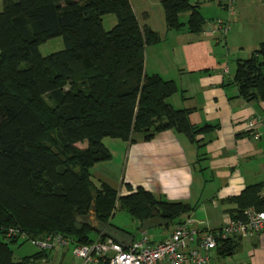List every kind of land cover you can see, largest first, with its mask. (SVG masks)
<instances>
[{
    "label": "trees",
    "instance_id": "obj_1",
    "mask_svg": "<svg viewBox=\"0 0 264 264\" xmlns=\"http://www.w3.org/2000/svg\"><path fill=\"white\" fill-rule=\"evenodd\" d=\"M159 3L166 30H202L196 4ZM108 13L115 23L105 30L101 16ZM55 36L63 48L40 55L38 45ZM159 41L128 0H1L0 264L47 256L36 250L13 260L11 244L26 240L7 235L9 229L31 238L59 233L87 244L106 237L86 222L91 209L99 224L118 230L109 222L115 205L157 226L188 217L193 205L166 201L139 186L119 196L90 174L92 165L110 158L104 138L134 143L172 130L198 144L196 136L211 128L190 123V108L168 103L177 91L173 80L144 71V49ZM232 83L244 101L264 102V40L235 59ZM261 186L248 185L228 198L235 203L228 215L242 219L247 207L263 210ZM235 239L240 238L226 239L215 250L229 254Z\"/></svg>",
    "mask_w": 264,
    "mask_h": 264
},
{
    "label": "crops",
    "instance_id": "obj_2",
    "mask_svg": "<svg viewBox=\"0 0 264 264\" xmlns=\"http://www.w3.org/2000/svg\"><path fill=\"white\" fill-rule=\"evenodd\" d=\"M189 2L197 5L204 19L199 33H191L185 26L166 30L159 0L155 23L147 9L141 10L140 23L163 39L145 47L144 71L173 80L182 93L172 98L177 91L174 92L167 98L168 103L174 108H190V123L211 128L196 136L201 139L198 144L172 130L134 143L104 138L110 158L92 165L90 174L95 182L108 185L119 196L139 186L166 201L193 205L187 216L195 226L216 228L235 207L228 198L238 195L244 187L261 183L259 195L264 196V102L244 101L232 83L235 59L247 57L264 40V0H235V12L229 18L225 36L207 31L214 19L225 17L220 0ZM181 17L185 22L187 14ZM162 43L166 49L160 48ZM251 116L262 121L257 127V139L245 126ZM110 219L113 226L127 234L128 237L121 235L125 243L130 237L148 234L146 227L157 226L151 222L133 223L132 228L138 227L135 234ZM172 226L164 233L148 235L160 240ZM230 244L229 254L210 251L208 264H264V234L235 239ZM68 253L71 255L68 247L53 248L47 250L46 258L22 264H77L75 259H67Z\"/></svg>",
    "mask_w": 264,
    "mask_h": 264
},
{
    "label": "built area",
    "instance_id": "obj_3",
    "mask_svg": "<svg viewBox=\"0 0 264 264\" xmlns=\"http://www.w3.org/2000/svg\"><path fill=\"white\" fill-rule=\"evenodd\" d=\"M225 17L216 18L209 24L211 34L225 36L230 28L229 18L235 12V0H220ZM227 72L226 68L223 69ZM262 123L258 116L246 120V129L257 139V127ZM242 219L226 215L216 228H198L190 217L174 224L169 233L160 240H153L141 233L122 248L110 238H94L90 243H76L59 233L44 234L31 238L23 232L9 229L7 235L17 234L19 239L29 241L37 250L68 247L77 264H208L210 251L218 243L229 238H244L264 234V209L247 207L242 211ZM43 259V258H41ZM32 261V260H30Z\"/></svg>",
    "mask_w": 264,
    "mask_h": 264
},
{
    "label": "rangeland",
    "instance_id": "obj_4",
    "mask_svg": "<svg viewBox=\"0 0 264 264\" xmlns=\"http://www.w3.org/2000/svg\"><path fill=\"white\" fill-rule=\"evenodd\" d=\"M156 1L157 0H130L132 7L134 8L133 10L135 11L136 17L138 18L139 22H143V18L141 16V10L147 9L151 15L153 22L155 23L156 17H157L156 8H157V6H159L158 4L156 5ZM0 9H1V0H0ZM161 15H162V10H161ZM185 15H186V13H182L180 15V18H182L181 16H185ZM162 19H163V16H162ZM114 23H115V18H114L113 14L108 13V14H103L101 16V24H102L103 29L108 30ZM163 23H164V21H163ZM160 39H161V37H160ZM161 40H163V39H161ZM164 45L165 44H163V43L159 44L160 48L166 49L164 47ZM149 46H152V45H149ZM62 48H63L62 38L60 36H55V37H50V38L46 39L44 42H42L41 44H39L38 45V52L40 55H46L48 53L60 50ZM148 50H149V52H151L152 47H151V49H148ZM220 54H223V53L220 51ZM228 65H230V62L228 63ZM181 93H182V91H177L176 93H174L172 95L173 96L172 98H174V96H178ZM105 140L106 139H103V143H105ZM84 145H85V142L78 143V146H84ZM110 218H111L110 221L113 224L118 223L119 225H125L127 227V229H129L131 231V233H135V234L137 233L138 227L136 226V228H132L131 225L133 223L138 225L139 221L131 218L124 210L120 209L117 205H115V207L113 209L112 217H110ZM170 226H171V223H169L167 227H170ZM167 227L149 226V227H146V231L148 232V234H152V235L157 234L159 232L164 233V231H166ZM90 236H94V234L90 233ZM19 242L20 241L18 240L17 242L11 244L12 258L15 261H18L23 256H28L37 250V248L35 246H33L29 241H24L22 243H19ZM67 259L72 261L74 258H72L71 255L68 253Z\"/></svg>",
    "mask_w": 264,
    "mask_h": 264
},
{
    "label": "water",
    "instance_id": "obj_5",
    "mask_svg": "<svg viewBox=\"0 0 264 264\" xmlns=\"http://www.w3.org/2000/svg\"><path fill=\"white\" fill-rule=\"evenodd\" d=\"M86 222L95 230V231H101L104 234H106L107 238H110L111 240H113L114 242H116L119 246H121L122 248H126L128 246V244L130 243V241L132 240V238H128L127 243L124 242V239L121 237V235H127L126 233L124 234L123 232H121L118 229H115L114 227H103V225L99 224L97 222V220L95 219L94 216V210H89V214L87 216ZM128 237V236H126Z\"/></svg>",
    "mask_w": 264,
    "mask_h": 264
}]
</instances>
